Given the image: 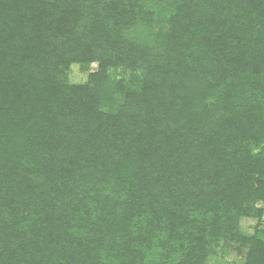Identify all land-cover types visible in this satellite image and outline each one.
Segmentation results:
<instances>
[{
	"label": "trees",
	"instance_id": "16d2710c",
	"mask_svg": "<svg viewBox=\"0 0 264 264\" xmlns=\"http://www.w3.org/2000/svg\"><path fill=\"white\" fill-rule=\"evenodd\" d=\"M262 204L264 0H0V264H264Z\"/></svg>",
	"mask_w": 264,
	"mask_h": 264
},
{
	"label": "rangeland",
	"instance_id": "374dc122",
	"mask_svg": "<svg viewBox=\"0 0 264 264\" xmlns=\"http://www.w3.org/2000/svg\"><path fill=\"white\" fill-rule=\"evenodd\" d=\"M89 70H94V67H90ZM87 71L81 68L80 66L74 64L71 66V70L69 72V79L71 82H83L86 79ZM264 207V204H262ZM264 223V222H262ZM241 229L247 232H251L253 230V226L255 221L252 219L243 218L241 220ZM210 264H242V257L237 255L234 251L225 248L222 241L217 242V246H215L214 251L209 256Z\"/></svg>",
	"mask_w": 264,
	"mask_h": 264
}]
</instances>
